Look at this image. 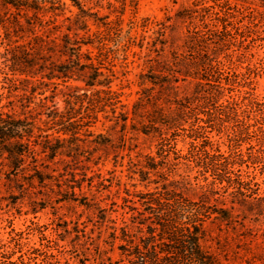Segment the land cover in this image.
<instances>
[{
  "label": "rangeland",
  "instance_id": "374dc122",
  "mask_svg": "<svg viewBox=\"0 0 264 264\" xmlns=\"http://www.w3.org/2000/svg\"><path fill=\"white\" fill-rule=\"evenodd\" d=\"M26 1L0 0V100L34 127L22 164L0 142V264H129L114 234L175 186L230 212L206 251L264 264V0ZM48 29L87 44L46 56L69 79L14 65Z\"/></svg>",
  "mask_w": 264,
  "mask_h": 264
},
{
  "label": "trees",
  "instance_id": "16d2710c",
  "mask_svg": "<svg viewBox=\"0 0 264 264\" xmlns=\"http://www.w3.org/2000/svg\"><path fill=\"white\" fill-rule=\"evenodd\" d=\"M11 1V4L18 9L33 10L26 0ZM72 1L83 14L87 13L82 8L80 0ZM35 11L34 17L40 22L41 9H35ZM51 32L52 30L48 29L45 35H36L33 42L24 46L21 54L14 55V65L20 66V69L38 67L40 72L47 73L44 77L48 80L69 79L70 72L74 73L70 70L72 65H65L60 62L61 60H51L49 63V60H45L46 56L49 55L52 59L53 55L60 54L59 58H62L71 54V57L76 58L79 66L80 52L83 45L87 44L84 41L81 42L77 35L74 41L66 35L64 36L65 45L62 47L63 50H60L58 38H52ZM74 62L75 60L71 63ZM81 67L83 70L89 68ZM91 69L94 70V74L85 81L87 87L94 89L97 86H104L110 94V80L107 78L98 80L103 75L96 68ZM60 73L63 76H59ZM55 85L58 86V84ZM84 96L87 97L86 94ZM80 97L81 95H78L76 99ZM42 107L45 106L42 105ZM4 109L5 106H2L0 100V142L3 143L4 151L11 159L22 164L33 152L30 139L34 127L26 119L18 118L11 112H5ZM151 125L156 124L151 122ZM180 189L182 188L175 186L170 190L165 189L163 193L141 196L145 207V214H139L142 217L141 220L134 217L130 224L125 222V226L120 229L121 236L114 234L115 240L120 239L124 243L120 249L129 264H223L218 255L204 249L201 241L204 236V224L213 215L228 219L230 212L211 204V195L208 192L203 193L201 201H195L187 197Z\"/></svg>",
  "mask_w": 264,
  "mask_h": 264
}]
</instances>
